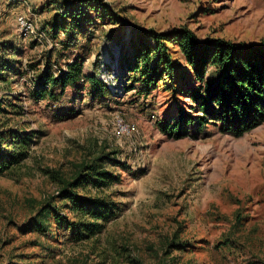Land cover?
<instances>
[{"label":"rangeland","instance_id":"obj_1","mask_svg":"<svg viewBox=\"0 0 264 264\" xmlns=\"http://www.w3.org/2000/svg\"><path fill=\"white\" fill-rule=\"evenodd\" d=\"M179 28L262 42L264 0H0V131L30 137L27 157L0 171V264H264V122L241 137L213 125L170 137L159 121L190 107L196 86L180 52L168 42L180 71L149 94L121 66L153 33ZM78 56L87 73L97 63L112 97L92 100L85 85L59 103L37 98L44 73ZM107 153L128 165L106 164L120 179L76 190L117 206L78 239L59 222L80 218L63 181Z\"/></svg>","mask_w":264,"mask_h":264},{"label":"trees","instance_id":"obj_2","mask_svg":"<svg viewBox=\"0 0 264 264\" xmlns=\"http://www.w3.org/2000/svg\"><path fill=\"white\" fill-rule=\"evenodd\" d=\"M153 43H141L132 60L121 61L138 76L142 90L149 94L164 77L178 75L180 61L168 47L173 44L196 83L188 92L190 107L178 106L176 117L159 121V129L176 139L184 136L207 137L213 125L224 134L241 137L264 122V41L236 43L222 38L200 40L194 31L179 28L167 33H153ZM86 57L78 56L59 75L49 72L41 77L35 90L37 98L59 103L69 89L83 90L88 85L90 99L112 97L107 83L97 73V63L91 73L84 71ZM4 65V64H3ZM5 66V65H4ZM2 64L0 63V70ZM6 68V67H5ZM69 111H76L69 107ZM27 133L0 131V171L24 160L29 152ZM102 154L81 165L71 179L63 181L61 197L79 219L59 221L78 239L91 238L105 228L116 208L107 196L79 193L80 185L100 189L120 179L106 164L126 163ZM58 220L60 218L58 217Z\"/></svg>","mask_w":264,"mask_h":264},{"label":"built area","instance_id":"obj_3","mask_svg":"<svg viewBox=\"0 0 264 264\" xmlns=\"http://www.w3.org/2000/svg\"><path fill=\"white\" fill-rule=\"evenodd\" d=\"M19 23L22 27H28L30 28L32 25L30 23H28L23 17L19 18Z\"/></svg>","mask_w":264,"mask_h":264}]
</instances>
